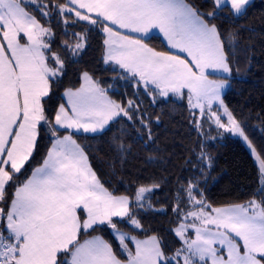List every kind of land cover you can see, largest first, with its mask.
I'll list each match as a JSON object with an SVG mask.
<instances>
[{"label": "snow or ice", "instance_id": "snow-or-ice-1", "mask_svg": "<svg viewBox=\"0 0 264 264\" xmlns=\"http://www.w3.org/2000/svg\"><path fill=\"white\" fill-rule=\"evenodd\" d=\"M248 4L249 0H213L216 9L228 8L235 16L244 15ZM28 7L49 18V24L58 17L65 35L70 20L72 25L83 22L84 31L72 32L74 41L62 45L72 56L82 51L87 29L99 27L107 34L103 41L106 63L111 61L138 78L137 84L142 82L146 89L155 86L160 96L170 92L182 96L187 89L189 106L199 109L201 118L207 113L219 128L248 141L221 99L232 73L227 39L186 0H0V203L6 204L0 207V264H264V199L212 207L189 181L187 188L178 191L173 209L178 222L172 231L181 246L171 255L164 252L156 235L140 239L118 226L142 230L134 208L144 207L145 194L158 185L138 187L134 198L114 195L101 183L74 134L103 133L121 115L131 121L129 109L138 106L131 100L127 108L112 101L85 72L81 87L64 93L70 107L61 104L50 118L44 98L62 76L64 61L51 49V27ZM215 15L207 13L210 19ZM152 29H158L171 48L186 53L190 60L149 47L144 39ZM209 70L223 75L210 79ZM216 102L223 107L227 123L212 110ZM140 124L144 134L138 132V140H151L144 117ZM196 126L200 128L198 121ZM42 127L54 140L42 164L21 181ZM60 129L67 134H60ZM119 150L125 151L122 141ZM256 158L259 194L264 197V159L258 154ZM201 159H205L203 153ZM9 186L14 187L10 198ZM181 192L186 209L179 206ZM102 226L111 230L125 260L101 236L80 241L82 232Z\"/></svg>", "mask_w": 264, "mask_h": 264}, {"label": "trees", "instance_id": "trees-1", "mask_svg": "<svg viewBox=\"0 0 264 264\" xmlns=\"http://www.w3.org/2000/svg\"><path fill=\"white\" fill-rule=\"evenodd\" d=\"M44 2L48 3L49 0ZM58 2L62 3L63 0ZM186 3L210 24H215L227 39L225 51L232 73L223 103L240 122L256 155L264 159V0H255L241 16L233 15L228 8L222 11L216 9L213 0H186ZM27 10L46 27H51L54 33L51 49L64 61L62 76L52 83L50 94L45 98V109L50 118L64 104L65 91L81 87L85 72L105 89L112 101L127 108L131 100L138 106L135 110L129 109L131 121L121 115L100 135H74L101 183L114 195L134 198L138 187L158 185L146 193L144 207L134 208L142 230H133L126 224L118 225L124 231L140 239L156 235L164 252L171 255L181 246L172 231L178 222L173 209L178 203V191L182 187L187 188L189 181L198 186L203 199L212 207L264 199L259 194V169L246 146L214 128L207 116L201 118L186 99L160 96L158 90L146 89L140 83L138 85L136 78L107 64L103 43L106 35L99 27L87 29L82 51L72 56L62 45L65 41H74L72 32L84 31L83 22L72 25L70 20L68 35H65L64 25L57 22L58 17L49 24V18L41 17L34 7ZM209 12H215V17L210 19L207 16ZM144 42L157 51L168 52L160 37H152ZM141 117L151 128V140H138L137 133L144 134ZM52 140L51 132L42 127L33 156L20 174L21 181L42 164ZM121 141L125 145L123 153L119 150ZM201 153L205 157L203 160ZM13 191L14 187H7V197L10 198ZM180 194V209H186V197L183 192ZM197 198H200L199 194ZM0 207H6V204L0 203ZM92 236H101L108 241L117 256L124 259L108 227L82 232L80 241Z\"/></svg>", "mask_w": 264, "mask_h": 264}, {"label": "crops", "instance_id": "crops-1", "mask_svg": "<svg viewBox=\"0 0 264 264\" xmlns=\"http://www.w3.org/2000/svg\"><path fill=\"white\" fill-rule=\"evenodd\" d=\"M254 1H255V0H249V4L246 6V8H247L251 3H253ZM245 11H246V10H245ZM120 31H122V32H126V30H120ZM105 35H106V38H107V34H106V33H105ZM132 35L135 36V35H139V34L132 33ZM152 37H160V38L162 39L163 43L165 44V46H166L168 52H170V53H172V54H175V55H180L182 58H185V59H189V60H190V58L187 57V54H186V53H182V52H180L178 49H173V48H171V46L168 45L167 40L164 38L163 34L160 33L158 29H152L151 32L149 33L148 37L145 38L144 41L147 40V39H149V38H152ZM107 64H110V65H112L113 67L117 68L120 72H122V73H124V74H127V73H125L122 69H119V66H118V65H114L113 62L109 61V62H107ZM209 74H210V75H213V74H214V73H213V70H209ZM127 75L130 76V74H127ZM136 79L138 80V78H136ZM83 83H84V80H83V77H82V83H81V85H82ZM140 85H141L142 87H144L142 82L140 83ZM144 88H145V87H144ZM149 88H154V89H155V86L150 85ZM168 96H174V97H175V96H178V97L183 98V99H186V100L188 101V90L185 89V90H184V94H183L182 96H180V95H176V94L171 93V92L168 94ZM168 96H163V97H168ZM45 98H46V97H45ZM45 98H44V99H45ZM63 101H64V105H65V107H70V106L67 104V97H66L65 95H63ZM188 104H189V102H188ZM213 109H214V108H213ZM196 112H197V111H196ZM120 117H121V116H120ZM120 117H117V118H115L113 121H111V122L109 123V125L106 126V130L110 127V125H112L113 123H115L116 121H118ZM106 130H105V131H106ZM105 131H104V132H105ZM60 132H64V133H66L65 130H63V129H60ZM104 132H103V133H104ZM100 134H102V133H98V134L75 133L74 135L97 136V135H100ZM53 140H54V137H53ZM114 219H115V218H114ZM109 230H110V229H109ZM89 232H90V231H89ZM110 233H111V230H110ZM111 235H112V234H111ZM112 237L114 238V240H115V241L117 242V244H118V241L115 239V237H114L113 235H112ZM88 239H90V238H88ZM129 247H131V248L134 249V244H132V243L129 242ZM121 254H122V252H121ZM122 256L124 257V259H122V260H125V259L127 258V257H125L123 254H122ZM120 259H121V258H120Z\"/></svg>", "mask_w": 264, "mask_h": 264}, {"label": "rangeland", "instance_id": "rangeland-1", "mask_svg": "<svg viewBox=\"0 0 264 264\" xmlns=\"http://www.w3.org/2000/svg\"><path fill=\"white\" fill-rule=\"evenodd\" d=\"M223 74H220V73H214L213 75H210V79H220L222 77ZM230 78V76L227 77V81L228 79ZM229 88V81H228V87L224 88L221 92V99L223 100V96L225 95V93L227 92ZM224 105V103H223ZM225 106V105H224ZM214 108V109H213ZM193 111H197L199 112V109H193ZM212 110L213 111H216L218 115L221 116V119H222V122L224 123H227V118L226 116H224L223 114V107L219 105V102H216L213 104L212 106ZM207 116V113L206 115ZM209 122L213 125L214 128L218 129V130H221L223 131L224 133H227L228 135H230L233 139L235 140H238L240 141L243 145L246 146V148L249 150V152L251 153V156L255 162V164L257 165L258 169H259V161L257 160L256 158V153L253 151L252 147L250 146V144L248 143V141H245L242 137H240L239 135L235 134V133H230V132H227L225 131L224 129L222 128H219L212 120L209 119ZM146 195V194H145ZM125 257H126V254L125 253H122Z\"/></svg>", "mask_w": 264, "mask_h": 264}]
</instances>
